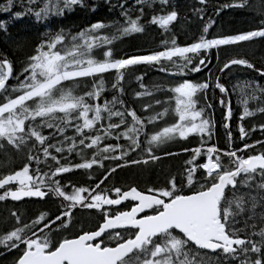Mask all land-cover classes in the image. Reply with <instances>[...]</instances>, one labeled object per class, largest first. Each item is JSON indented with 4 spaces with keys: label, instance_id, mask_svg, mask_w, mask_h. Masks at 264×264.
<instances>
[{
    "label": "snow or ice",
    "instance_id": "obj_1",
    "mask_svg": "<svg viewBox=\"0 0 264 264\" xmlns=\"http://www.w3.org/2000/svg\"><path fill=\"white\" fill-rule=\"evenodd\" d=\"M12 2L8 0L9 7ZM167 2L161 0L162 5ZM199 2L204 4L206 0ZM82 3L83 0H56L55 3L42 0L34 14L39 20L50 13L62 14L64 8L70 9ZM245 4L246 0H232L231 5L223 4L221 7H243ZM196 11L203 16L202 9ZM219 11L220 8H216V12ZM13 15L19 17L23 13L16 12ZM121 15L122 22L109 25L114 28L112 36L97 35L106 26L102 21H96L79 32L70 33L61 29L49 39H42L17 74L18 77L23 75V79L11 86L7 82L12 76V64L7 58H0V150L10 146L21 151L32 145L28 149L27 162L22 167L0 176V189H3L0 191V201L7 198L20 201L23 197L43 199L47 195L62 198L58 214L51 217L41 212L22 223L21 216L13 210L10 216L14 218V226L0 231V246L18 250L14 264H211L210 259H204L202 251L219 253L224 264H228L229 260L237 261L238 264H264V212L258 222L251 225L245 222L244 228L235 227L237 216L246 208L252 213L248 218L255 221L257 202L264 207V149L255 153L250 151L253 146L264 144V141L244 143L240 149L234 150L231 148V132H228L227 149H218L215 144L201 139V143L190 150L192 154L185 161L181 187H177L175 177H172L164 186L149 187L147 191L138 190L135 186L126 190L116 186L110 190H100V181H97L88 187L69 182V192L55 179L58 174L68 173L72 169H92L94 165L103 168V161L109 158L123 161L125 165L136 163L126 159L129 152L142 150V160L154 161L158 158L155 151L177 137L184 139L189 134H200L202 137L210 135L213 121L203 115L205 109L198 106L196 94L210 87L211 74L209 80L192 82L184 79L175 84L171 88L175 100V107L171 111L175 113V120L152 131H146L145 125L159 120L169 109L142 117L133 108L125 107L124 101L117 96L103 104L90 102L96 100L105 87L103 74L114 71L112 88L122 92L120 83L125 71L132 66L143 63L161 66L162 71L183 72L194 64L190 70L197 72L205 64L206 57L202 50L207 52L219 46L264 37V26L209 37V25L214 24L209 18L203 24L201 34L191 43L179 45L176 38L172 37L170 42H162L164 46L159 50L114 58L110 47L113 40L143 31L139 15L133 18L127 11ZM176 18L177 12L173 8L153 15L150 22L166 29ZM261 24L264 25V21ZM4 27V22L0 21V29ZM102 45V57H98L96 50ZM172 65H175V69ZM229 66H245L264 75V68H255L243 57L228 59L220 72L223 73ZM88 78L92 80L88 91L79 90V82ZM214 87L222 94L227 91L219 79ZM141 88H144L143 84ZM256 90L264 92L259 85L253 89ZM78 91L79 94H76ZM145 94L140 91L134 93L136 97ZM153 103L159 105L160 101ZM220 103L224 104L223 99ZM116 104L121 107L114 108ZM211 106L210 103L205 105ZM143 108L149 109L150 105L145 103ZM225 108L227 128L231 109L227 105ZM253 111L257 110L245 106L240 114L241 119L252 115ZM258 111L264 114V108ZM112 117L118 118V122H111ZM105 120L109 122L105 123ZM66 127L74 130L72 137L65 135ZM256 127L264 132V123L258 126L253 124L252 128ZM42 129H48V134ZM85 130H88V135H85ZM93 131L95 135L91 134ZM239 133L241 139L249 135L242 124L239 125ZM114 134L117 141L122 136L126 143H104L101 146L105 137ZM142 134L145 137L143 139ZM56 135L62 139L57 141ZM49 139L53 140L52 144L48 143ZM52 148L61 154L65 149L69 153L75 152L81 157L80 162L61 163L60 156L54 154ZM32 149L42 154L45 163L50 158L55 166L45 167L43 172L37 168L33 173L29 162L40 164L41 156L34 154ZM245 149L249 150L247 155L242 154ZM85 150L91 151L90 157L83 154ZM181 151L188 152L189 149ZM108 153L113 155L109 157ZM198 156H202V163L196 162ZM119 167L120 164L115 165V168ZM115 168L109 167L101 180ZM199 170H202V183L196 179ZM184 184L191 186L187 194L184 193ZM241 187L249 191L239 192ZM129 197L130 208L115 212L110 210L111 206H119ZM77 206L98 210L96 225L92 230L81 229L79 234L53 240L50 235L53 227L61 231L71 227ZM145 210L148 214H145ZM252 236L259 239L250 238ZM198 255L200 258L195 259Z\"/></svg>",
    "mask_w": 264,
    "mask_h": 264
},
{
    "label": "trees",
    "instance_id": "obj_2",
    "mask_svg": "<svg viewBox=\"0 0 264 264\" xmlns=\"http://www.w3.org/2000/svg\"><path fill=\"white\" fill-rule=\"evenodd\" d=\"M50 2L55 3L56 0H50ZM41 3L42 0H13L11 7H9L8 0H0V21H3L5 25L3 29H0V58H7L10 61L13 68L12 74L14 76L25 66L27 58L34 52L35 46L42 39H49L61 29L70 33L79 32L81 29L87 28V26L96 21H102L106 26L103 30L97 32V35L106 34L112 36L114 34V28L109 27V25L112 22H122L123 16L121 13L124 11H127L128 15L133 18L137 15L140 16L139 24L143 27V33L140 35L128 34L119 36L117 39L113 40L110 47L112 48L114 58H119L123 55L143 54L150 50H159L164 46L162 42H170L172 37L176 38V43L179 45L191 43L201 34L203 24L209 18L214 21V24L209 25L208 36L211 37L219 33L222 34V31L228 29H242V31H247L248 29L246 28L255 25L257 23L256 18L259 17V15L257 16L251 11L254 10L255 0H246V4L242 8L235 6L226 8L221 7L223 4L231 5L232 0H206L204 4H201L199 0H168L166 5H162L161 0H83L82 4L73 5L70 9L64 8L62 14L54 12L50 13L47 17L37 20L34 12L36 8L41 6ZM252 5H254V7H252ZM218 7L220 11L216 12V8ZM262 7H264V3L260 0L259 11H262ZM173 8L177 12V18L173 21L175 25L172 27L168 26L164 29L150 22L153 15L170 11ZM28 9H32V11H28ZM197 9L203 10V16H201L200 12L196 11ZM16 12H21L23 15L16 17L13 15ZM251 20L256 21L251 24L249 23ZM116 26L118 27L119 23H117ZM236 47L237 48L232 50L224 46L212 48L209 50L208 56H206V59L209 60V64L205 69L195 73L185 70L181 75L175 76L174 78L173 76L160 73L154 70L152 66L143 63L132 66L125 71L123 80L120 83V87L123 89L122 92L113 90L112 81L115 77V72L109 71L103 74L105 87L100 96L97 97L96 100L90 102L103 104L105 101H111L113 96H117L119 100L124 101L125 107H131L138 115L145 117L147 110L154 109L153 106H150L149 109H144L143 105L145 103L153 104L154 101H160L162 103L173 102L174 93L171 92V88L174 87L175 84L182 79H189L192 82L209 80L208 77L209 74H211V79L209 81L210 87L201 90L196 99L197 102H202V104L203 102L212 103L210 108L201 105L202 108L205 109L206 115L207 113L210 116L212 115L211 120L213 121V128L210 130V135L202 137L200 134H194L193 137L200 135L199 138H204V141L207 143L215 144L219 149L228 148V132H231L233 144H235L236 140L239 141L237 147L244 143L250 144L252 141L261 140L264 138V132H261L259 127L253 129L252 126L253 124L258 126L264 123V114L258 111V109L264 108V101L260 100L254 104L251 98L246 97V95L250 93V88L245 86L244 81L242 85L243 97H241V99L243 98V105L235 109L233 106L232 110L234 114L236 112L239 115L245 106L250 110H257L253 111L250 116H245L243 119L240 118L241 124L244 126L246 132H249V135L241 139L239 133V125L241 124H238L237 120L230 119L228 122V130L224 127V109H222L220 104V92L218 88L214 87V83L219 79L222 65L228 59L243 57L248 59L255 67L264 68V37L253 43L251 48H248L246 44L243 45L242 48ZM103 49L104 46L102 45L96 52L100 53ZM193 58L196 59L195 57ZM236 68L238 67L236 66ZM243 68L244 67L240 66L238 69ZM137 77H140V79L137 80ZM242 77L243 80L247 78L245 73H243ZM97 78L99 79V77ZM19 79H23V75L19 77L16 76L15 79H10L7 83L14 82L15 84L18 83ZM91 83V78H88L86 81L81 80L77 88L81 91H88V86H90ZM141 84L144 85V88H141ZM246 89H248V91ZM137 91L146 94L141 97H136L134 93ZM76 94H79V91ZM205 97H207V100H205ZM246 99L247 104L245 105ZM155 122L158 123V120ZM36 123L38 124L39 121L37 120ZM42 131L45 134L49 132L48 129H42ZM73 134L74 130L70 127H66L65 135L72 137ZM55 139L59 141L62 137L56 135ZM48 143L52 144L53 140L49 139ZM200 143L201 141L192 144L188 143L189 145L183 146L185 148H178L172 154L164 155V153H170L175 149L159 153V155L163 156H158V153L155 154L159 158H157V160L169 161V163H161L162 165L159 167L158 163H154L151 167H148L150 170L147 171L141 168L144 166L142 163H146L149 160H142L141 154L139 155L134 152L131 155L129 154L127 159L137 161L136 163L125 165L123 161L116 160L112 165L103 168L102 171H100L101 167L94 165L92 168L96 170H92V177H95L96 174H103L109 167L122 164L121 167L115 168L112 173H109L105 182H109L121 189L135 186L140 190L147 191L149 188L148 186L157 187L159 183L165 182L167 177L171 174L174 173L178 175L179 172V174H181L186 167L185 161H187L192 154L190 150ZM57 146L62 145L58 144ZM257 148L258 149L253 146L250 151L252 152L254 149L256 151L264 149V144H259ZM181 149H189V151H177H181ZM25 151L26 148H24L18 156L11 148L0 150V168H12L17 161L24 157ZM51 151L59 155L61 163L64 164L79 163L81 159L75 152L69 153L66 149L62 154L56 153L55 148H52ZM84 152L91 153V151L87 150ZM34 154L41 156L40 164L34 161L35 168L55 166L50 158L47 160V163H45L42 154L38 153L36 149H34ZM138 158L141 160L138 161ZM107 161H110V159ZM201 161H203L202 156H198L196 162L199 163ZM224 162L226 163L227 160L225 159ZM180 165L181 168H176L180 167ZM135 168H140V170H135ZM129 171H133L134 175H131ZM201 174L202 170H199L196 175V179L199 181H202L200 180ZM74 175L75 174L72 175L70 180H76ZM82 175L83 177L80 179H85L84 177L90 175V171L87 172L82 170ZM183 180L184 177L181 175V181L177 183V187L182 186ZM94 183L95 181H92V184ZM183 187L184 193L186 194L189 190V186L184 184ZM5 213H7V209L6 206L2 204L0 205V224L5 222L7 218L3 216Z\"/></svg>",
    "mask_w": 264,
    "mask_h": 264
},
{
    "label": "flooded vegetation",
    "instance_id": "obj_3",
    "mask_svg": "<svg viewBox=\"0 0 264 264\" xmlns=\"http://www.w3.org/2000/svg\"><path fill=\"white\" fill-rule=\"evenodd\" d=\"M244 67L243 69H238L236 68V66L234 67H229L228 69H226L223 73L220 72L219 74V82L224 84L227 91L226 93H220V98L223 99L224 104H221L222 109H224L223 113L225 112L226 108L225 105H227V107H229L231 110L233 109L232 107L234 106L235 108H240L243 105V98L241 99V97H243V91H242V85H243V81L244 84L247 88H250V93H248L246 95V97L251 98L252 102L255 104L260 100L264 101V92H261L259 90L253 91L254 88H256L257 85H259V88L264 89V75H262L259 72H256L254 69H249L245 66H241ZM258 68V67H255ZM233 70V71H232ZM243 73L246 74V79L243 80L242 76ZM228 82V83H227ZM248 91V89H246ZM220 92V91H219ZM235 92V93H234ZM174 102H160L159 105H157L158 107L162 106V105H171ZM210 102H203L200 103L198 102V106L202 105H206L209 104ZM236 103V104H235ZM212 105V103H210ZM219 104V106H220ZM234 108V109H235ZM236 117V118H235ZM240 115L238 113L235 112V114L233 113V110L231 111V115L229 117V121L231 120H237L238 124H241V119H240ZM255 120V119H254ZM253 120V122H254ZM257 123V122H256ZM224 127H225V116H224ZM226 130H228L229 128L225 127ZM191 135V134H189ZM258 141H264V138ZM239 144V141H235V144H233L232 142V135H231V148L232 149H240L241 146L237 147V145ZM259 145V144H258ZM258 145H255L254 147L256 149ZM228 147H229V143H228ZM256 150L254 149V151H252V153H254ZM249 153L248 149L243 150L244 155H247ZM28 154H25L24 157L17 161L16 164L12 167V168H0V176H2V174L7 173L9 171H14L19 167L23 166L24 162H27L26 158H27ZM31 165V169L33 171V173L35 172V170L37 168H35L34 165V161L29 162ZM41 172L44 171V168H40ZM82 170H85L87 172L90 171V175L87 177H84L85 179H80L81 177H83L82 175ZM92 170H96L94 168L92 169H72L70 172L68 173H61L58 174L55 179L62 185L65 186L67 191H71V188L68 187V183L71 182L72 184H75L76 186H91V185H95L97 183V181H100L99 184V188L100 190H105L108 189L110 190L114 185L110 184L109 182H105L107 177H104L103 180H101V177L104 176V173L101 175L96 174L95 177H92ZM80 172V174H79ZM106 172V171H104ZM75 174L74 176L76 177V180H70L72 178V175ZM92 181H95L94 184H92ZM14 186V185H13ZM161 187V186H160ZM3 189H0V191H2ZM124 190V189H122ZM140 190V189H139ZM143 191V190H141ZM229 194H231L229 192ZM113 198H114V194H113ZM62 200V198L57 199L51 195H47L45 198H38V197H23L21 198L20 201H14L11 198H7L4 201H0V205L4 204L6 206L7 209V213H5L3 216L7 217L5 222L0 224V231L6 230L7 228H10L12 226H14V218H12L10 216V213L15 210L20 216H21V222L25 223L28 220H31L34 216L38 215L41 212H45L49 215V217L53 216V215H57L60 209V201ZM131 207V200H126L123 203H121L119 206H111V211L115 212L118 210H124L126 208H130ZM145 214L147 213V210L145 211ZM99 217V213L98 210L96 209H82L79 206H77L74 209L73 212V216H72V224L71 227L67 228L64 231H61L59 229H56L53 227V232L50 233L51 238L53 240H57L59 238H63L65 235L67 236H71L72 234H79L80 230H92L93 227L96 225L97 220ZM51 227V226H50ZM127 233H125L126 235ZM243 235V233H241ZM106 239V238H105ZM204 256V259L211 261V264H224V260L223 257L219 254V253H215V252H204L202 251L201 253ZM18 256V250L16 249H12V250H8L5 249L3 246H0V264H14L15 259ZM200 256H196L195 259H199ZM254 259V257H252ZM242 259V257H241ZM228 264H238L237 261H232L229 260Z\"/></svg>",
    "mask_w": 264,
    "mask_h": 264
},
{
    "label": "rangeland",
    "instance_id": "obj_4",
    "mask_svg": "<svg viewBox=\"0 0 264 264\" xmlns=\"http://www.w3.org/2000/svg\"><path fill=\"white\" fill-rule=\"evenodd\" d=\"M259 4H260V0H255V7H254V5H252V7H254V10H251L252 11V13L253 14H256L257 16L259 15V17L258 18H256L257 19V23L255 24V25H251V26H249L248 28H246V29H248L247 31H249V30H252L251 28H256V27H259V26H264V25H262L261 24V21H264V7H262V11H259ZM232 7V6H231ZM238 8H242V7H238ZM250 8H251V6H250ZM250 11V12H251ZM251 14V13H250ZM256 20H251L249 23H251V24H253L254 22H255ZM173 25H175L174 24V22L172 21V22H170L169 23V25L168 26H170V27H172ZM159 26V25H158ZM239 26H240V24H239ZM253 28V29H254ZM238 32H243L242 31V29H237V30H232V29H228V30H225V31H222V34L223 35H229V34H235V33H238ZM143 33V31L142 32H135V33H130V34H132V35H140V34H142ZM159 33V32H158ZM219 34H221V33H219ZM261 38H263V37H257V38H253V40L252 41H250V42H239L238 44H235V45H223L224 47H226V48H228L229 50H232V49H234V48H237L236 46H238V48H242V46L243 45H245L246 44V46H248V48L250 47L251 48V46H253V43H255V42H257V40H259V39H261ZM240 45H242V46H240ZM210 50V49H209ZM209 50L207 51V52H203V50H202V54L206 57V56H208V52H209ZM96 55L99 57V56H101L102 57V52H100V53H97L96 52ZM189 55H192V54H189ZM196 58V57H195ZM177 63H179V60H177ZM208 64H209V60L208 59H205V64H204V66L199 70V71H201V70H203V69H205L207 66H208ZM173 69H175V65H172L171 66ZM192 67H194V64L193 65H189L188 66V68H186L185 70H188V72H192L190 69L192 68ZM152 68L154 69V70H157L158 72H160V73H164V74H167V75H170V76H173V78L175 77V76H178V75H181V73L182 72H179V71H162L161 70V66H152ZM184 70V71H185ZM183 71V72H184ZM19 73L21 72V70H19L18 71ZM198 72V71H197ZM192 73H195V72H192ZM16 76L17 75H13L12 74V76H11V78L10 79H15L16 78ZM182 80H184V79H182ZM181 80V81H182ZM187 80H189V79H187ZM180 81V82H181ZM191 81V80H190ZM179 83V82H178ZM9 84V86H11L12 84H14V82H9L8 83ZM201 91V90H200ZM199 91V92H200ZM198 92V93H199ZM198 93L196 94V98H197V95H198ZM174 103L173 104H171V105H165V106H157V105H154V104H149L151 107L153 106V108L154 109H149V110H147V112H146V116L145 117H149L150 115H152V113H159L162 109H169V111L168 112H166L165 113V115L164 116H162V117H160V119L158 120V123L157 122H155V121H153L151 124H148V125H145V128H146V131H152V130H155V129H158L159 127H163L165 124H168V123H173L174 122V120H175V113H174V111H171V109H174V107H175V100H172ZM148 104V103H147ZM113 107L114 108H120V105H118V104H116V105H113ZM199 107H201L202 108V105H200ZM203 115L205 116V117H209L210 118V120H211V116L207 113V115H206V111L204 110V113H203ZM130 119V118H129ZM212 121V120H211ZM105 123H108L109 121L108 120H105L104 121ZM111 122H113V123H117L118 122V118H116V117H112L111 118ZM96 127L98 128L99 127V122H97V125H96ZM212 128H213V126H212ZM211 128V129H212ZM92 134H96V132L95 131H93V132H91ZM87 134H89L88 133V130H85V135H87ZM194 136V134H191V135H189L188 137H186V138H184V139H180L179 137H177L174 141H170V142H168L167 144H165V145H161L160 146V148L159 149H157L156 151H155V153L154 154H157L158 153V156H163V155H159V153H161V152H163V151H172L173 149H175V150H173L172 152H170V153H167V154H172V153H174L175 151H176V149H178V148H185V147H183V146H187V145H189L188 143H190V144H192V143H196V142H200L201 141V139H203L204 140V138H199L200 137V135H198V136H196V137H193ZM142 139L143 138H145V137H143V134H142V137H141ZM124 140V141H123ZM117 142H119V143H121V144H125L126 143V141H125V139L121 136L120 137V139H119V141H117L116 140V137H115V134L112 136V137H105V139L103 140V141H101V146L104 144V143H117ZM5 144H6V142H5ZM8 148H11L10 146H6L4 149H8ZM29 148H32V145L31 144H29L27 147H26V151H25V154H28V149ZM14 152H15V154H17L18 156L20 155V153L22 152V150L21 151H16L15 149H13V148H11ZM3 150V149H2ZM1 150V151H2ZM32 151H33V153H34V149H32ZM178 152H180L179 150H177ZM132 153H134V152H129L128 153V155L130 154H132ZM135 153H137V154H141L142 153V150L140 151V152H135ZM83 154L86 156V157H90L91 156V153L90 152H83ZM109 157H111L113 154L112 153H108L107 154ZM128 155H127V157H126V159L128 158ZM165 155V154H164ZM1 157V156H0ZM137 157H140V156H137ZM110 159V158H109ZM109 159H105L104 161L105 162H103V168H106L107 166H110V165H112V163H114L115 161L114 160H112V159H110V161H107V160H109ZM159 159V158H158ZM141 159H139L138 158V161H140ZM154 163H158V167L159 166H161L162 164H166V163H169V161H164V160H154V161H151V160H149L148 162H146V163H142L144 166H143V168H141V169H144V170H150V168H148V167H151V165H153ZM162 163V164H161ZM103 168H101V170L100 171H102L103 170ZM176 168H181V165H180V167H176ZM135 170H140V168H135ZM130 172V174L131 175H134V172L133 171H129ZM179 172V171H178ZM180 173V172H179ZM178 173V175H175L174 173L173 174H171L170 176H168L167 177V180L169 179V178H172V177H175V180H176V183H178V182H180L181 181V174H179ZM167 180L165 181V182H163V183H159L158 184V186L157 187H160V186H164L165 184H166V182H167ZM201 183L203 182V181H200ZM256 182H258V180L256 181ZM188 186V185H187ZM129 187H131V186H129ZM148 187H153V186H148ZM156 187V186H155ZM191 186H189V188H190ZM128 188V187H127ZM238 191L239 192H247V191H249V189H247V188H244V187H241V188H239L238 189ZM262 212H264V207H262L261 205H260V203H259V201L257 202V207H256V209L254 210V214H255V221H253L252 219H249L248 217L249 216H251L252 215V213H249L248 211H247V208L245 209V211L244 212H242L239 216H237V218H236V223H235V227L236 228H244L245 227V222H247V224H249V225H251V224H253L254 222H258L259 221V218H260V216H261V214H262ZM251 230V229H250ZM250 238H252V239H259V237H256V236H252V237H250Z\"/></svg>",
    "mask_w": 264,
    "mask_h": 264
},
{
    "label": "bare ground",
    "instance_id": "obj_5",
    "mask_svg": "<svg viewBox=\"0 0 264 264\" xmlns=\"http://www.w3.org/2000/svg\"><path fill=\"white\" fill-rule=\"evenodd\" d=\"M254 28V27H253ZM157 41V40H156ZM229 67H234V66H229ZM238 67V66H237ZM240 67V66H239ZM233 71V70H232ZM209 78V77H208ZM243 78V77H242ZM228 83V82H227ZM215 84V83H214ZM235 93V92H234ZM202 103V102H201ZM205 103V102H204ZM236 104V103H235ZM235 108V107H234ZM212 116V115H211ZM230 117V116H229ZM236 118V117H235ZM234 128V127H233ZM107 171V170H106Z\"/></svg>",
    "mask_w": 264,
    "mask_h": 264
},
{
    "label": "water",
    "instance_id": "obj_6",
    "mask_svg": "<svg viewBox=\"0 0 264 264\" xmlns=\"http://www.w3.org/2000/svg\"><path fill=\"white\" fill-rule=\"evenodd\" d=\"M229 108V107H228ZM228 122H229V118H228V120H227V124H228ZM126 190V189H125ZM127 200H131V198L129 197ZM124 201H122L121 203H123ZM146 211V210H145Z\"/></svg>",
    "mask_w": 264,
    "mask_h": 264
}]
</instances>
